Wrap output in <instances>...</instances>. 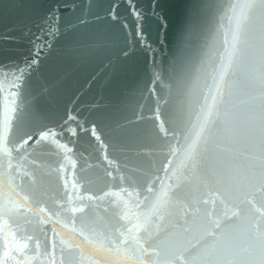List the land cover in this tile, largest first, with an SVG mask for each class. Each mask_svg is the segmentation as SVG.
<instances>
[{
	"label": "water",
	"instance_id": "obj_1",
	"mask_svg": "<svg viewBox=\"0 0 264 264\" xmlns=\"http://www.w3.org/2000/svg\"><path fill=\"white\" fill-rule=\"evenodd\" d=\"M226 2L0 0V72L15 79L0 76V250L18 249L24 264H32L17 225L34 205L18 198L21 188L37 202L53 191L89 197L108 220L109 203H120L134 221L128 228L143 230L137 225L148 212L149 193L134 192L122 178L143 188L148 174L158 177L167 201L172 181L161 166L159 124L172 130L183 119L195 123L189 88L198 91L202 25ZM185 175L187 207H176L172 224L153 238L158 264L191 256L188 239L203 234L201 205L192 202L200 180ZM49 247L55 248L54 239ZM237 252L228 244L201 248L191 264H227ZM64 255L79 253L67 249ZM242 260L264 264V247L253 244Z\"/></svg>",
	"mask_w": 264,
	"mask_h": 264
},
{
	"label": "clouds",
	"instance_id": "obj_2",
	"mask_svg": "<svg viewBox=\"0 0 264 264\" xmlns=\"http://www.w3.org/2000/svg\"><path fill=\"white\" fill-rule=\"evenodd\" d=\"M202 26L198 91L193 95L189 88L195 123L183 119L174 122L172 130L163 121L159 124L161 166L172 181L167 201L158 177L148 174L143 188L132 177L122 178L132 182L134 192L149 193L148 212L137 225L143 230L137 232L128 228L134 221L123 215L120 203H109L113 218L108 220L89 197L53 191L37 202L21 188L18 198L34 205L17 225L32 264H158L153 238L156 230L172 224L176 207H187V193L181 194L185 173H195L200 180L192 202L201 205L203 234L188 239L192 255L181 253L174 264H191L201 248L219 244L238 249L227 264H243L242 255L253 244L264 247V0H227L212 8ZM0 76L15 83L10 73ZM31 139L22 140L21 147ZM253 180L258 183L250 193ZM210 205L214 211L208 210ZM53 239L55 248H50ZM67 249L79 256L68 259ZM18 252L14 248L3 264H24ZM3 253L0 250V256Z\"/></svg>",
	"mask_w": 264,
	"mask_h": 264
},
{
	"label": "snow or ice",
	"instance_id": "obj_3",
	"mask_svg": "<svg viewBox=\"0 0 264 264\" xmlns=\"http://www.w3.org/2000/svg\"><path fill=\"white\" fill-rule=\"evenodd\" d=\"M18 248H19V246H18ZM11 253H12V248L9 247L8 250L3 253V256H0V264H3L4 259H6L8 256H10Z\"/></svg>",
	"mask_w": 264,
	"mask_h": 264
}]
</instances>
